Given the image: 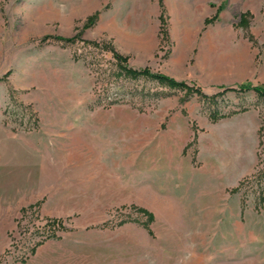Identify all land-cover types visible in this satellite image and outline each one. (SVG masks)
Returning a JSON list of instances; mask_svg holds the SVG:
<instances>
[{
  "label": "rangeland",
  "instance_id": "374dc122",
  "mask_svg": "<svg viewBox=\"0 0 264 264\" xmlns=\"http://www.w3.org/2000/svg\"><path fill=\"white\" fill-rule=\"evenodd\" d=\"M242 83L264 88V0H0V264H264Z\"/></svg>",
  "mask_w": 264,
  "mask_h": 264
},
{
  "label": "trees",
  "instance_id": "16d2710c",
  "mask_svg": "<svg viewBox=\"0 0 264 264\" xmlns=\"http://www.w3.org/2000/svg\"><path fill=\"white\" fill-rule=\"evenodd\" d=\"M68 41H71V39H69ZM115 55L119 59V64H121L120 65L121 69L128 76H131V77H134V78H137V77H140V76H146V77L155 79L159 83H161V84H163L165 86H168L170 88L187 89L188 91L189 90L190 91L196 90V92L198 93L199 89H193L192 87H190L184 81L177 80L176 78L168 76V75L163 74V73H154L150 69H147V68L146 69H140V70L134 69V68L128 66L126 62H124V61H126L125 57H123L121 55H118V54H115ZM240 89L241 90H251V89H253V90L257 91L258 93H260L261 95L262 94L264 95V88L263 87L253 86V85H251L249 83H242L240 85ZM200 94L204 95V93H202V92Z\"/></svg>",
  "mask_w": 264,
  "mask_h": 264
}]
</instances>
